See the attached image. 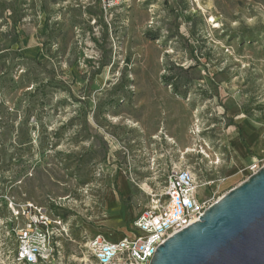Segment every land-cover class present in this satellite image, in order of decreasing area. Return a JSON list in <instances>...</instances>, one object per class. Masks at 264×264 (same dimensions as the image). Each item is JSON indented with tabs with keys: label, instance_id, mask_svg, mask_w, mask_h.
<instances>
[{
	"label": "rangeland",
	"instance_id": "374dc122",
	"mask_svg": "<svg viewBox=\"0 0 264 264\" xmlns=\"http://www.w3.org/2000/svg\"><path fill=\"white\" fill-rule=\"evenodd\" d=\"M10 1L0 0V101L15 126L28 118L31 144L16 152L15 131L0 143V220L7 198L57 214L54 204L79 253L82 234L129 233L169 161L213 180L198 191L212 200L264 164V0H100L101 18L89 15L97 0H44L47 15L40 0H16V28ZM70 152L95 157L87 175L68 167Z\"/></svg>",
	"mask_w": 264,
	"mask_h": 264
},
{
	"label": "built area",
	"instance_id": "2783aa9c",
	"mask_svg": "<svg viewBox=\"0 0 264 264\" xmlns=\"http://www.w3.org/2000/svg\"><path fill=\"white\" fill-rule=\"evenodd\" d=\"M161 175L159 192H150V206L130 214L129 233L111 240L97 233L82 234V249L69 252L75 243L70 215H54L31 201L21 203L7 198L10 215L0 220V264H149L157 247L174 233L199 219L216 200L198 198L200 182L189 169L169 161ZM264 164L254 160L249 176ZM57 204V202H56Z\"/></svg>",
	"mask_w": 264,
	"mask_h": 264
},
{
	"label": "water",
	"instance_id": "95a60500",
	"mask_svg": "<svg viewBox=\"0 0 264 264\" xmlns=\"http://www.w3.org/2000/svg\"><path fill=\"white\" fill-rule=\"evenodd\" d=\"M149 264H264V165L169 236Z\"/></svg>",
	"mask_w": 264,
	"mask_h": 264
},
{
	"label": "trees",
	"instance_id": "16d2710c",
	"mask_svg": "<svg viewBox=\"0 0 264 264\" xmlns=\"http://www.w3.org/2000/svg\"><path fill=\"white\" fill-rule=\"evenodd\" d=\"M41 3H42V6H43V11L46 13L48 11V6H47V3L44 1V0H40ZM16 2V0H11L10 2L8 3H5L4 4V7H3V10L4 12H7L9 13V18L11 19L12 23L11 26L15 27L18 25V23L21 21L22 19V16L21 17H18L16 19H14V13H15V8H14V3ZM56 2V0H55ZM54 2V3H55ZM103 13H104V10L103 8L101 7V1L100 0H97L96 1V11L95 12H92V13H89V15L92 16H97L98 18H101L103 16ZM47 15V13H46ZM45 25L47 27L48 30V35L51 36L52 35V30L51 28H49V24H48V16H46L45 18ZM74 25L76 26L77 24L74 23ZM47 41H44V44H46ZM15 52V55L16 56H19L21 58H25L27 60H32L34 61L35 63L39 64L40 62L37 61L36 57H32V58H29V57H26L20 50H16V51H13ZM54 74H52L51 76V79L54 80L55 84H58V83H62L61 80H55L54 78ZM178 75H174V74H167V75H164L163 76V79L165 80V82L169 85V86H172L173 89L175 91L178 90V86H179V83H180V80H178ZM39 87L40 86H37L35 88V93L38 92L39 90ZM3 102L0 101V143L1 144H4L7 140V137L9 135V133L11 131H15L16 132V138L14 140V143L16 145L17 148H15V151L17 152L18 149H21L24 145L27 146V145H30L31 144V139L28 137V132H29V126H28V118H25L23 117V119L18 122L17 126H15V121L17 119V114H14L11 118H6L5 115H4V110H3ZM30 115V114H29ZM67 125H70L69 124H66V125H62L60 126L59 128L56 129V131H54L53 133V137L54 138H58V136H55L57 135L58 133L61 132L62 129H64L65 126ZM32 129H35V127H33ZM238 133H239V139L242 143V145L245 147L246 151L248 153H251V150L248 146V144L246 143L243 135H242V132L241 130H238ZM2 138V140H1ZM48 142L50 141H46L45 144L48 145ZM57 143H52V147H54ZM15 147V146H14ZM21 158L23 157V155L20 156ZM66 158L68 160H70L71 162L69 163V168L71 170H73L74 172H79L81 169H86L87 172L85 175L88 174L89 172V165L92 161L93 158H95L92 154H90V152H83V153H77V152H70L69 154L66 155ZM13 159V155L9 156V160H12ZM34 165L31 164V166ZM36 168V164L34 165L33 167V170H35ZM5 171H1V175L4 174ZM27 170L22 174L20 173L19 171H16L15 175L14 176V179L11 180V182L9 183V187L12 188V184L16 182V178L19 177V176H22V175H26L27 174ZM42 173V171H39ZM84 175V176H85ZM88 182V179H85L82 181V183H87ZM51 207V210L57 214H54V215H59V216H64L66 217L65 215H61L59 214V208H57L56 206H54V204H51L50 205Z\"/></svg>",
	"mask_w": 264,
	"mask_h": 264
},
{
	"label": "crops",
	"instance_id": "0c3cea01",
	"mask_svg": "<svg viewBox=\"0 0 264 264\" xmlns=\"http://www.w3.org/2000/svg\"><path fill=\"white\" fill-rule=\"evenodd\" d=\"M129 191H130V188H129ZM129 191H128V193H129ZM123 193H124V192H123ZM128 193H127V194H128Z\"/></svg>",
	"mask_w": 264,
	"mask_h": 264
},
{
	"label": "bare ground",
	"instance_id": "6f19581e",
	"mask_svg": "<svg viewBox=\"0 0 264 264\" xmlns=\"http://www.w3.org/2000/svg\"><path fill=\"white\" fill-rule=\"evenodd\" d=\"M214 21V20H213ZM124 186H125V184H124Z\"/></svg>",
	"mask_w": 264,
	"mask_h": 264
}]
</instances>
